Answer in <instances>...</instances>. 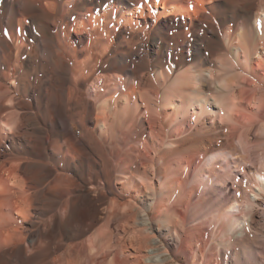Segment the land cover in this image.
Returning <instances> with one entry per match:
<instances>
[{
    "label": "bare ground",
    "instance_id": "1",
    "mask_svg": "<svg viewBox=\"0 0 264 264\" xmlns=\"http://www.w3.org/2000/svg\"><path fill=\"white\" fill-rule=\"evenodd\" d=\"M182 1L0 0V264H130L140 139L197 157L217 263L264 264V0Z\"/></svg>",
    "mask_w": 264,
    "mask_h": 264
},
{
    "label": "rangeland",
    "instance_id": "2",
    "mask_svg": "<svg viewBox=\"0 0 264 264\" xmlns=\"http://www.w3.org/2000/svg\"><path fill=\"white\" fill-rule=\"evenodd\" d=\"M182 3H184L183 5L185 6H189V2L186 0H183ZM101 13L102 10H99L98 14L101 15ZM7 48L9 51H18L16 45L12 43H9ZM144 110L145 109H143V111ZM142 124L145 133L144 138H148L149 122L145 121ZM75 131L77 133L80 132L78 126H75ZM146 143L148 142H145L144 139H140L138 142V153L139 151L140 153L137 166L139 168L136 167L135 169L139 178V181L137 180L139 183L137 185L138 192L136 194L138 196L135 197L134 204L135 207H137L136 216L139 218L135 217V222H133L134 225H132L130 229L120 226L119 230L121 232L118 230L120 233L118 234L120 237L122 236L121 241L127 245L125 248L127 250L124 249L125 257H127L130 264L137 260L138 246L141 241L145 240L146 244L149 243V248H152L153 254H159V257L165 258V264H218L216 259L217 250L221 244L220 234L219 232L215 233L210 224L205 225V228L200 227L198 219L199 213L195 206L200 197L201 187L200 183H198L195 178L199 166L197 157L193 158L194 161L190 166H184L182 169L178 170L175 168L174 163H172L175 156H170V165L169 163L166 164V166L162 165L158 159V153L151 152L148 145L149 143L147 145ZM237 150L240 152L241 149L238 148ZM159 151H161V149ZM160 168L161 171H159ZM235 177L242 180L243 174L241 175L235 172ZM144 183H146V185ZM113 196H115V194H109V197ZM125 201V199H120V202ZM204 203L209 206L212 205L208 197H205ZM144 213H146L149 221L148 224H141L140 222L141 216ZM159 227L163 228V230H158ZM131 230L135 233V240L133 242L134 247L129 243L130 240L128 238ZM202 230L203 234H201ZM90 232L77 241H85L87 237L93 236L94 230ZM165 235L167 237H165ZM176 235H179L177 241L174 240V236L176 237ZM169 236H172V238H169ZM256 241L257 244H261L263 240L259 236L256 238ZM128 245L131 247L129 248ZM199 245L202 246L199 247ZM142 249L147 250L146 246H143ZM126 251L130 254L128 255ZM57 253L55 256L60 255L62 251H57ZM123 257L124 255H120V258Z\"/></svg>",
    "mask_w": 264,
    "mask_h": 264
}]
</instances>
